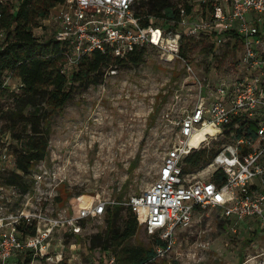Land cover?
Returning <instances> with one entry per match:
<instances>
[{
  "label": "built area",
  "instance_id": "built-area-1",
  "mask_svg": "<svg viewBox=\"0 0 264 264\" xmlns=\"http://www.w3.org/2000/svg\"><path fill=\"white\" fill-rule=\"evenodd\" d=\"M15 1L0 0V18L3 7H15ZM137 1L65 0L55 8L58 12L50 19L54 39L65 48L67 75L95 51L126 59L152 48L174 60L181 57L187 38L206 35L218 47L227 42L241 46V64L234 70L237 77L201 78L184 60L188 76L183 90L187 96L194 95L193 108L173 122L176 141L163 157L156 182L128 202L103 200L89 205L78 200L71 206L72 214L64 211L53 216L38 210L46 194L42 181L46 172L36 175L35 184L25 193L7 185L0 199L5 204L17 199L19 207L4 213L0 206V264H15L28 254L60 264L63 251H51L55 234L82 235L83 224L104 217L110 205L131 208L149 234H160L165 246L157 247L156 259L167 255L178 230L191 227L199 211L219 212L230 223L233 236L248 240L251 254L242 264H264V0H188L191 10L180 6L178 19L150 16L146 21L136 15ZM4 35L0 33V40ZM11 79L8 74L5 85ZM217 143L202 171L213 179L195 180L188 159L199 151L209 153ZM10 162L17 171L15 156L0 153V165ZM46 188L53 197L58 184ZM22 223L36 226V234H19ZM106 254L102 264H117L114 254Z\"/></svg>",
  "mask_w": 264,
  "mask_h": 264
},
{
  "label": "rangeland",
  "instance_id": "rangeland-1",
  "mask_svg": "<svg viewBox=\"0 0 264 264\" xmlns=\"http://www.w3.org/2000/svg\"><path fill=\"white\" fill-rule=\"evenodd\" d=\"M23 2L16 0L15 10ZM172 2L176 6L185 4V0ZM57 12L55 9L52 13ZM54 28V20L50 19L35 34L49 39L54 36ZM184 47L188 49L187 57L174 60L167 59V54L158 49H147L142 65L108 69L104 81L97 86L76 85L66 106L50 113L48 154L26 175V183L31 187L35 176L46 172L42 179L46 194L38 210L56 216L64 211L72 214L71 206L78 200L89 205L103 200L128 202L156 182L163 157L176 141L173 122L191 110L195 101L194 95L187 96L183 90L188 76L184 60L201 78H215L219 74L237 77L234 70L241 64L242 49L237 44L227 42L218 47L212 37L199 35L187 38ZM75 71L72 68L67 76L70 78ZM6 86L7 93L0 99L3 112L0 114V153L7 151L15 155L14 151L25 143L14 135L30 134L31 126L11 113L15 110L13 95L20 92L19 82L11 79ZM205 164L190 169L195 172V180L210 179L211 176L202 174ZM13 171L12 162L0 165V195L5 194L2 177ZM50 183L58 184L53 197L46 188ZM18 204L17 199L11 204L0 199L4 213L17 210ZM126 212H122L118 226L123 225ZM208 213L197 211L192 226L178 230L175 245L167 255L150 264L244 263L251 254L248 241L242 235L233 236L219 212ZM107 228L104 216L85 222L79 240L72 232H59L55 234L51 251L62 250L64 261L70 264H102L107 254L101 249L90 250V240L95 234L105 233ZM158 237L160 234L151 235L141 225L125 249L110 252L118 260L126 250L153 247ZM28 258L32 259L31 264H49L46 259H34L32 254Z\"/></svg>",
  "mask_w": 264,
  "mask_h": 264
},
{
  "label": "trees",
  "instance_id": "trees-1",
  "mask_svg": "<svg viewBox=\"0 0 264 264\" xmlns=\"http://www.w3.org/2000/svg\"><path fill=\"white\" fill-rule=\"evenodd\" d=\"M64 3L65 0H24L18 10L14 6L3 7L0 18V33H6L0 40V99L7 93L5 78L9 74L20 86V92L13 95L15 110L11 112L12 116L31 126L30 134L14 135L25 144L14 151L17 171L4 175L2 181L5 185L19 187L22 193L30 189L26 183V175L37 163L45 160L48 154L50 113L66 106L76 85L80 88L97 86L104 81L108 69L127 64L140 66L145 62L146 49L135 52L126 59L95 51L83 60L69 78L64 72L65 48L54 36L43 39L35 34L43 26V22L50 19L53 10ZM180 6L174 5L172 0H138L135 12L145 21L150 16L176 20L179 18ZM184 6L191 10L188 0H185ZM187 53L188 49L183 44L180 56L187 57ZM215 151L216 148L213 147L209 153L203 150L193 154L188 159L191 170L208 162ZM217 178L223 179L224 176L218 175ZM125 210L127 214L123 225L118 226L117 222ZM105 216L107 231L91 237L90 250L101 249L106 253L112 249H125V244L139 232L141 224L138 215L129 207L117 205L109 206ZM17 230L24 237L36 234V226L26 223L19 225ZM160 246H165V243L158 237L153 247L126 250L117 262L150 264L156 259V249ZM31 261L28 258L26 264H31ZM60 264L70 263L65 260Z\"/></svg>",
  "mask_w": 264,
  "mask_h": 264
},
{
  "label": "crops",
  "instance_id": "crops-1",
  "mask_svg": "<svg viewBox=\"0 0 264 264\" xmlns=\"http://www.w3.org/2000/svg\"><path fill=\"white\" fill-rule=\"evenodd\" d=\"M6 186H7V185L4 186V189L6 188ZM225 222H226L227 224H229V229H230V223H229L228 221H226V220H225ZM76 238L79 240V239H80V236H77ZM243 239H244V238H243ZM244 240H245V239H244ZM247 241H248V240H247ZM74 246L76 247L77 244L74 243ZM27 257H28V256L20 257L19 259L15 260L14 263H15V264H25L26 261H27ZM82 264H83V263H82Z\"/></svg>",
  "mask_w": 264,
  "mask_h": 264
},
{
  "label": "bare ground",
  "instance_id": "bare-ground-1",
  "mask_svg": "<svg viewBox=\"0 0 264 264\" xmlns=\"http://www.w3.org/2000/svg\"><path fill=\"white\" fill-rule=\"evenodd\" d=\"M210 132H212V133H214V131H212V130H209ZM203 134H200V136H202ZM196 142V139H194L193 140V143H195Z\"/></svg>",
  "mask_w": 264,
  "mask_h": 264
}]
</instances>
